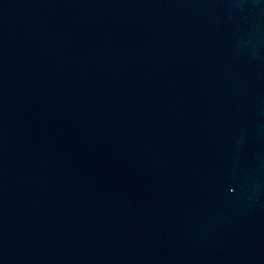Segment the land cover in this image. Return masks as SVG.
I'll return each mask as SVG.
<instances>
[{"label":"water","instance_id":"obj_1","mask_svg":"<svg viewBox=\"0 0 264 264\" xmlns=\"http://www.w3.org/2000/svg\"><path fill=\"white\" fill-rule=\"evenodd\" d=\"M0 264H264V0H0Z\"/></svg>","mask_w":264,"mask_h":264}]
</instances>
